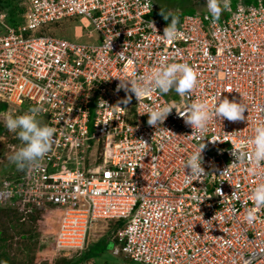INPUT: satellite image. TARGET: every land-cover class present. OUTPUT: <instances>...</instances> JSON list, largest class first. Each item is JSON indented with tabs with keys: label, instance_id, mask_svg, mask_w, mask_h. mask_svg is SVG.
Segmentation results:
<instances>
[{
	"label": "built area",
	"instance_id": "built-area-1",
	"mask_svg": "<svg viewBox=\"0 0 264 264\" xmlns=\"http://www.w3.org/2000/svg\"><path fill=\"white\" fill-rule=\"evenodd\" d=\"M20 5L15 25L0 12V100L13 112L39 105L37 117L46 115L55 133L42 159L2 181L0 204L41 211L49 239L41 253L82 249L98 221L123 218L111 237L114 255L149 264H245L256 256L264 264V207L252 198L264 162L246 158L227 168L232 151L251 153L254 129L264 123V0H230L215 21L205 5L174 21V39L163 35L172 23L152 14V0ZM71 17L81 21L77 37L93 26L87 41L36 34ZM162 60L190 65L192 90L153 89L139 101L127 93L123 104L120 79L148 77ZM220 96L245 105L244 118L209 121L201 134L207 175L185 183L184 162L203 141L178 112L195 101L211 108ZM165 105L173 108L165 120L148 125L145 113Z\"/></svg>",
	"mask_w": 264,
	"mask_h": 264
},
{
	"label": "clouds",
	"instance_id": "clouds-1",
	"mask_svg": "<svg viewBox=\"0 0 264 264\" xmlns=\"http://www.w3.org/2000/svg\"><path fill=\"white\" fill-rule=\"evenodd\" d=\"M200 1V8L196 7L194 0H191L192 6L196 7V12H198L201 11L202 8L204 9V6L206 5L207 13L210 15L213 21L219 19L221 12L228 10L230 7V0ZM233 1L234 0H231L232 6H234ZM235 1H238L236 5L240 3L252 4L247 2V0ZM256 1L257 0L254 2L256 3ZM71 18H75L76 20L78 19V22L73 26V29L75 30L77 26L81 25V21L79 17ZM163 35L167 39L175 38L176 29L174 22L171 24V26H166L164 28ZM145 79L148 81L147 84L144 82ZM196 82L195 73L191 66L187 63H168L162 60L161 66L155 68L148 77L135 76V79H120V82L117 85V90L123 89L125 91L126 97L122 100V103L126 105L132 98L130 95H127V93L134 94L138 101L153 89H158L161 93H168L170 90H174L178 95L186 96L196 85ZM116 107L121 108L119 106ZM172 109V107L167 105L160 108L149 109V111L145 113L148 115V125L159 127V123H162L165 120ZM246 110V106L241 102H236L234 98L230 100L227 96H224L223 98L220 96L216 99V103L211 108H209V105L203 101H195L188 103L182 112H178V114L183 117L184 123L194 130L192 134L196 135L201 141H203L198 151L193 152L184 162V170H189L188 174H185V183L192 182L193 177L199 179L207 175L204 168L202 167V150L205 148V143L204 137L201 134L207 131L209 121L213 118L219 121L223 119H227L229 121L241 120L244 118L243 114ZM40 112L41 107L36 105L31 106L24 114L21 115L13 116L11 114H4L5 127L10 132H15L18 139L22 142V146L10 156V160L15 163L18 169H23L28 165L34 164L35 162L42 159L50 150L55 129L41 123L37 119V116ZM254 133V136L250 139V143L252 145L251 153L249 154L247 152L232 151L231 154L235 157V160L231 162L227 168L235 167L237 163L242 162L246 158L249 160V162L255 163L257 165H259L261 162H264V123L257 124L254 129ZM252 198L255 202V206L264 207V182L258 183L252 190ZM247 219L249 222H251L253 215L249 213ZM112 220L118 219H110L106 221V223ZM97 224L98 222L95 225L94 232L97 231ZM115 231H113V234ZM88 243H90V239ZM57 253L55 254V252L52 253L50 250H48L43 253L40 252L39 255L50 257L57 255ZM256 259V256H252L245 260V264H255Z\"/></svg>",
	"mask_w": 264,
	"mask_h": 264
},
{
	"label": "trees",
	"instance_id": "trees-1",
	"mask_svg": "<svg viewBox=\"0 0 264 264\" xmlns=\"http://www.w3.org/2000/svg\"><path fill=\"white\" fill-rule=\"evenodd\" d=\"M253 1L255 0H247V2ZM20 2L21 0H0V12H7L8 16L6 18V21L8 23H12L13 25H15L18 23V19H20L21 21L23 20L21 15L24 11V8L20 5ZM194 4L196 6L198 5V8L201 7L200 0H194ZM193 9H196V7H193ZM156 10L157 6L155 5L152 13L155 16H157ZM179 12H181V10ZM194 12H196V10ZM160 18L166 20L168 23L174 22L173 20L166 19V17ZM77 22L78 19L76 20L75 18H64L62 20H57L52 23L44 24L36 32V34L57 35V33H59L64 36L63 33L67 30L72 31L74 24ZM2 29H4V26L0 23V33ZM27 34H31V31H28ZM9 106L10 111L7 110V113L13 116L24 114L25 109H29L31 107V105L25 103L22 105V109H18L17 112H13L12 106ZM5 107L7 108L5 103H0V108L2 109L0 110V115L4 113ZM38 118L39 117H37V119ZM7 134L8 129L5 127L4 121L0 119V138ZM15 134L16 133L11 136L14 139L11 140L10 138L9 142L18 144L19 139L15 137ZM1 165H4V163H2ZM28 166L23 169H18L15 163L11 161L8 164L7 172H2L0 175V187L4 179H14L18 176L23 175ZM40 215L41 211L37 207H32V205L25 208H18L11 204H0V264H33L36 261V254L40 249V243L42 242L43 244L45 240V237H43V234L41 233L42 231L40 232L37 226V219L38 216L40 217ZM110 222L111 227L108 228L106 234L101 239H98L97 241L91 243H87V245L82 249L74 250L79 251V254H76L75 257H72L69 260L64 259L65 262L63 264H83L86 263V260L88 258L97 257L99 254V249L102 248L106 242L111 241L110 237H112L113 231L122 226L125 221L124 219H118L112 220ZM10 231H14V233ZM113 241L116 243V240ZM61 251L62 249L58 250V253ZM132 261L137 262L134 260ZM59 262H62V260Z\"/></svg>",
	"mask_w": 264,
	"mask_h": 264
},
{
	"label": "rangeland",
	"instance_id": "rangeland-1",
	"mask_svg": "<svg viewBox=\"0 0 264 264\" xmlns=\"http://www.w3.org/2000/svg\"><path fill=\"white\" fill-rule=\"evenodd\" d=\"M24 0H21V2ZM20 2V3H21ZM153 2L155 3V5L157 6V10H156V15L159 17H166V19L169 20H173V21H177L179 22L182 18V16L184 14H193V12L196 9H193L194 6H192V2L191 0H153ZM236 3H238V1H234L233 5H235ZM252 4H254L255 2H250ZM198 7V5L196 6ZM181 10V12H179ZM18 22H21L20 19H18ZM62 22V21H61ZM12 24V23H11ZM64 27V26H63ZM93 26H90L89 28H85L83 31V35L82 37H77V35L75 34V30L73 29L71 30H67L65 31L64 37L72 40V41H76V40H80V41H87L88 39L87 37V33L89 30H92ZM4 32V30H1V33ZM59 33H57L58 35ZM56 35V34H55ZM59 36H62L61 34H59ZM170 92H173V90H170ZM0 103H5L7 108L5 107V111L3 114L0 115V119L2 121H4V114H8L7 110H9L10 106L8 103L0 101ZM0 110H2L0 108ZM38 120L43 123L46 124L47 122V116L46 115H41ZM15 132H10L8 130V134L5 136H2L0 138V163H4V165L0 164V175L2 172H7L8 170V164L11 162L10 160V156L19 148L22 146V142L19 140L18 144H14L9 142L10 138L11 140L14 139L11 136L14 135ZM15 137L18 139L17 135L15 134ZM42 216L40 215V217L38 216L37 219V226H38V230L43 234L45 229L46 224L41 222ZM35 225V224H34ZM47 227V226H46ZM111 227V222L109 221L108 223H106V221H98L97 224V231H93L90 235V243L97 241L98 239H101L107 232L108 228ZM12 233H14V231H10ZM45 236V234H43V237ZM44 242L42 244V242L40 243V249H39V253L42 252V247L48 243L49 239L44 238ZM47 240V241H46ZM115 246V242L113 240L106 242L105 245H103L102 248L99 249L98 251V256L95 258H88L86 260V263L83 264H146V263H140V262H133L130 258L128 257H123L121 255H114L112 252V248ZM100 247V246H99ZM37 252L36 254V261L33 264H63L65 261L64 259H71L72 257H75V255L79 254V251H74L71 249L68 250H62L61 252H59L57 255L55 256H42L39 255V253ZM62 262H59L61 261Z\"/></svg>",
	"mask_w": 264,
	"mask_h": 264
},
{
	"label": "crops",
	"instance_id": "crops-1",
	"mask_svg": "<svg viewBox=\"0 0 264 264\" xmlns=\"http://www.w3.org/2000/svg\"><path fill=\"white\" fill-rule=\"evenodd\" d=\"M242 1H245V0H242Z\"/></svg>",
	"mask_w": 264,
	"mask_h": 264
}]
</instances>
